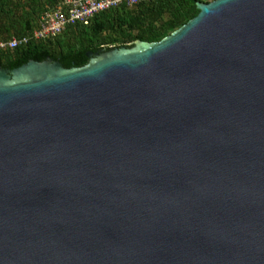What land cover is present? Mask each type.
<instances>
[{"label":"water","instance_id":"water-1","mask_svg":"<svg viewBox=\"0 0 264 264\" xmlns=\"http://www.w3.org/2000/svg\"><path fill=\"white\" fill-rule=\"evenodd\" d=\"M197 7L0 68V264H264V0Z\"/></svg>","mask_w":264,"mask_h":264},{"label":"trees","instance_id":"trees-1","mask_svg":"<svg viewBox=\"0 0 264 264\" xmlns=\"http://www.w3.org/2000/svg\"><path fill=\"white\" fill-rule=\"evenodd\" d=\"M61 0H0V41L29 37L39 27L41 15ZM214 0H147L134 8L123 5L97 15L89 25L69 26L60 36L33 40L0 53V68L14 70L30 61L48 58L64 68H83L90 52L133 48L139 41L157 43L200 13L198 3Z\"/></svg>","mask_w":264,"mask_h":264},{"label":"built area","instance_id":"built-area-1","mask_svg":"<svg viewBox=\"0 0 264 264\" xmlns=\"http://www.w3.org/2000/svg\"><path fill=\"white\" fill-rule=\"evenodd\" d=\"M147 0H61L56 8L46 10L39 27L29 37L0 41V53L25 46L33 40L44 41L62 35L69 26L89 25L99 14L123 5L134 8Z\"/></svg>","mask_w":264,"mask_h":264},{"label":"flooded vegetation","instance_id":"flooded-vegetation-1","mask_svg":"<svg viewBox=\"0 0 264 264\" xmlns=\"http://www.w3.org/2000/svg\"><path fill=\"white\" fill-rule=\"evenodd\" d=\"M103 50H105V49H103ZM103 50H100V51H98V52H90V53H92L94 56H96L97 54H100L101 51H103ZM94 56H93V57H94ZM91 58H92V57H91ZM91 58H90V59H91Z\"/></svg>","mask_w":264,"mask_h":264},{"label":"rangeland","instance_id":"rangeland-1","mask_svg":"<svg viewBox=\"0 0 264 264\" xmlns=\"http://www.w3.org/2000/svg\"><path fill=\"white\" fill-rule=\"evenodd\" d=\"M204 1H209V0H204Z\"/></svg>","mask_w":264,"mask_h":264}]
</instances>
